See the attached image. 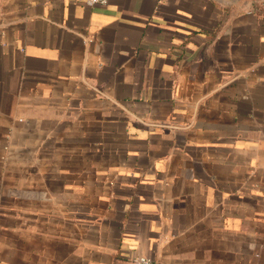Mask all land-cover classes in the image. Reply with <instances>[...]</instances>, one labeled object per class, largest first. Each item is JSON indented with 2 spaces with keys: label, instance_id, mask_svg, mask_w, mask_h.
<instances>
[{
  "label": "crops",
  "instance_id": "1",
  "mask_svg": "<svg viewBox=\"0 0 264 264\" xmlns=\"http://www.w3.org/2000/svg\"><path fill=\"white\" fill-rule=\"evenodd\" d=\"M264 264V0H0V264Z\"/></svg>",
  "mask_w": 264,
  "mask_h": 264
},
{
  "label": "built area",
  "instance_id": "2",
  "mask_svg": "<svg viewBox=\"0 0 264 264\" xmlns=\"http://www.w3.org/2000/svg\"><path fill=\"white\" fill-rule=\"evenodd\" d=\"M108 0H84L88 7H105ZM131 264H156L153 257L148 255H137L132 259Z\"/></svg>",
  "mask_w": 264,
  "mask_h": 264
}]
</instances>
